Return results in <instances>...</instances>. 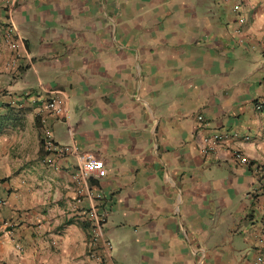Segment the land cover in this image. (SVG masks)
Masks as SVG:
<instances>
[{"label": "crops", "instance_id": "crops-1", "mask_svg": "<svg viewBox=\"0 0 264 264\" xmlns=\"http://www.w3.org/2000/svg\"><path fill=\"white\" fill-rule=\"evenodd\" d=\"M0 199L1 264H264V0H0Z\"/></svg>", "mask_w": 264, "mask_h": 264}, {"label": "built area", "instance_id": "built-area-1", "mask_svg": "<svg viewBox=\"0 0 264 264\" xmlns=\"http://www.w3.org/2000/svg\"><path fill=\"white\" fill-rule=\"evenodd\" d=\"M7 2V0H5ZM241 21V19H240ZM2 36L3 40L6 43L7 47L10 50L15 51L17 48V40L14 36V29L10 25H5L2 30ZM15 61V58H12L10 60V64H13ZM62 107V99L58 96H52L45 100L44 102V108L53 115H58L61 112ZM256 107H258L256 105ZM197 121H202L201 115H196ZM234 134L228 133L227 131H218V130H212L208 134L202 135L199 139V149L201 153L207 154L209 152H213L217 147H220L222 145H225L228 143L231 137H233ZM247 136H244V139H247ZM41 146L43 151L45 152V158L44 161L46 163H51L52 157L59 156L61 154L67 153L70 151V149H75L73 146L69 145H60L56 144L51 139L50 130L45 127L42 131L41 136ZM232 157L235 161L245 164L247 163L246 157L242 156L238 150H234L232 152ZM105 173L103 162L101 159L94 157L90 153H84L78 156L77 158V170L72 175V179L76 182V184L81 185L83 182H86V180L91 177H101ZM81 189H78V192H80ZM91 197L94 196L95 199L100 198L99 193L92 194L88 193ZM3 203V200L0 199V204ZM96 206H93L87 211V216L89 219V229H88V237L90 244H100L103 251L106 253L110 250V242L106 240L103 237L101 226L104 221V212L97 211ZM263 207V206H262ZM262 261V258L260 256H257L253 262V264H260ZM1 264V262H0Z\"/></svg>", "mask_w": 264, "mask_h": 264}]
</instances>
